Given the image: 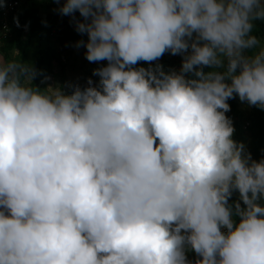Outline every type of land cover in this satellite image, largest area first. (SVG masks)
<instances>
[{
	"label": "clouds",
	"instance_id": "obj_1",
	"mask_svg": "<svg viewBox=\"0 0 264 264\" xmlns=\"http://www.w3.org/2000/svg\"><path fill=\"white\" fill-rule=\"evenodd\" d=\"M56 11L107 66L67 94L0 56V264H190L189 251L195 264H264V159L226 116L237 97L264 111V0ZM166 52L183 57L178 72L135 67Z\"/></svg>",
	"mask_w": 264,
	"mask_h": 264
},
{
	"label": "trees",
	"instance_id": "obj_2",
	"mask_svg": "<svg viewBox=\"0 0 264 264\" xmlns=\"http://www.w3.org/2000/svg\"><path fill=\"white\" fill-rule=\"evenodd\" d=\"M7 2H16V6L5 16L0 13V56L5 61L12 59L16 63H31L41 75L33 80V87L41 90L45 89L44 77H49L46 82L53 80L58 74L62 75L65 70L64 58L58 46L74 47L78 41L87 42L86 34H79L75 30V22L72 17L59 15L54 10L61 4H56L53 0H7ZM77 20L83 22L79 13H75ZM14 18H18L20 27L14 23ZM2 25L5 26L2 29ZM253 34L258 39H264V20L255 22ZM86 48L82 51V57L85 61ZM18 53V54H17ZM183 57L181 55H171L165 53L158 61L139 62L135 67L148 68L155 64L163 65L165 72L172 70L179 71ZM89 62V61H88ZM91 63V62H89ZM107 66V62L106 65ZM104 66V67H105ZM206 72L210 69L205 68ZM58 73V74H57ZM91 78L93 85L99 83V77L88 75L87 80ZM63 80V79H62ZM30 83V82H28ZM62 91L71 94L73 90L65 87L62 81L58 85ZM82 89L86 86L79 85ZM230 111L226 113L233 122L235 129L233 139L239 143L248 135L250 142L246 150L251 153L253 160L257 162L264 159V111L254 106H249L246 102H240L239 98L228 101ZM239 199V193L234 192L230 203ZM264 203V202H262ZM243 206V205H242ZM239 223V218L236 217ZM187 259L190 264H195L196 260Z\"/></svg>",
	"mask_w": 264,
	"mask_h": 264
},
{
	"label": "rangeland",
	"instance_id": "obj_3",
	"mask_svg": "<svg viewBox=\"0 0 264 264\" xmlns=\"http://www.w3.org/2000/svg\"><path fill=\"white\" fill-rule=\"evenodd\" d=\"M61 6H58L55 8L54 13H59L56 11ZM61 15V14H59ZM262 43H264V39L262 40ZM84 47L81 46L77 48L76 46L74 47H63V46H58L57 50H61V55L64 58V66L65 70L62 73V75L58 74L53 80L45 82V89L48 87H58L60 81L65 84V87L71 88L72 86L75 85H82L86 86L87 84V78L90 73H93L95 69L102 68L106 65L107 61H100L96 63H89L88 61H85L82 57V51ZM14 54V53H13ZM10 61H13L12 55ZM63 79V80H62ZM26 83H28L26 81ZM51 92L52 90L49 89L47 90ZM246 137L241 141L245 146H248L250 142V138ZM189 256V259L191 260H197L199 257L194 253L189 251L187 253Z\"/></svg>",
	"mask_w": 264,
	"mask_h": 264
},
{
	"label": "built area",
	"instance_id": "obj_4",
	"mask_svg": "<svg viewBox=\"0 0 264 264\" xmlns=\"http://www.w3.org/2000/svg\"><path fill=\"white\" fill-rule=\"evenodd\" d=\"M15 6H16V2H7L6 7H4L3 9H0L1 15L5 16L9 11H12ZM1 28L4 29L5 26L2 25ZM222 231L226 232V229H222Z\"/></svg>",
	"mask_w": 264,
	"mask_h": 264
}]
</instances>
